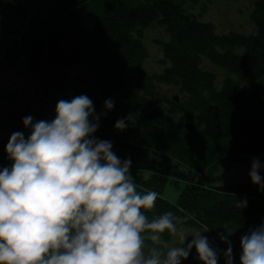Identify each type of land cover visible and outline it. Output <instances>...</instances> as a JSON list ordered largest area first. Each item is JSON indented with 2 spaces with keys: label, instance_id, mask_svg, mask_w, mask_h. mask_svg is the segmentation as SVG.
Masks as SVG:
<instances>
[{
  "label": "trees",
  "instance_id": "trees-1",
  "mask_svg": "<svg viewBox=\"0 0 264 264\" xmlns=\"http://www.w3.org/2000/svg\"><path fill=\"white\" fill-rule=\"evenodd\" d=\"M100 1L0 0V71L21 65L36 100L54 111L59 99L85 94L101 113L112 98L115 107L95 135L112 141L121 159L132 158L138 190L160 194L150 218L171 211L181 218L178 227L207 225L205 234L220 248L219 232L264 223V191L251 179L227 183L222 176L239 162L251 168L253 157L264 164V0H255L257 33L251 35L217 33L186 10L187 0H142L112 10L115 0L96 9ZM154 22L169 35L160 44L170 66L148 74V50L135 32L141 37ZM204 58L237 78L225 79L218 90ZM159 84L179 87L186 102L163 109ZM4 101L16 103L17 96L0 91ZM129 114L127 130H116L117 119ZM9 138L0 135V166L11 163ZM245 198L247 207L238 208ZM161 235L170 244L172 235Z\"/></svg>",
  "mask_w": 264,
  "mask_h": 264
},
{
  "label": "clouds",
  "instance_id": "clouds-1",
  "mask_svg": "<svg viewBox=\"0 0 264 264\" xmlns=\"http://www.w3.org/2000/svg\"><path fill=\"white\" fill-rule=\"evenodd\" d=\"M115 107L104 101L97 113L85 95L59 99L55 116L22 122L5 147L9 166H0V264H183L192 250L200 264H235L230 235L219 232L226 249L201 230L186 235L181 218L169 211L149 217L159 197L137 189L132 158L121 159L110 140L95 134ZM130 114L114 127L125 131ZM264 164L253 157L249 176L264 191ZM247 207V199L237 200ZM184 219H190L186 216ZM168 232L179 240L169 247ZM240 264H264V223L240 237Z\"/></svg>",
  "mask_w": 264,
  "mask_h": 264
},
{
  "label": "rangeland",
  "instance_id": "rangeland-1",
  "mask_svg": "<svg viewBox=\"0 0 264 264\" xmlns=\"http://www.w3.org/2000/svg\"><path fill=\"white\" fill-rule=\"evenodd\" d=\"M138 1L142 0H115L112 2L110 8L112 10L116 5L117 7L126 5L129 7L130 5H136ZM104 2L105 0H101L96 9H100ZM184 7L199 21L212 23L219 34L235 32L251 35L257 33V27L253 20L255 0H187ZM135 35L142 40L148 50V57L143 63L144 70L148 74L163 73L170 66V62H163L165 59L164 48L160 44V42L169 41V35L165 27L154 22L148 28L142 30L141 37L137 32H135ZM10 40L13 41L14 38H10ZM244 51V48L236 50L240 54ZM203 62L206 69L216 74V87L218 90L223 87L225 79L237 78L235 74H230L226 70L212 64L206 58H204ZM261 83L264 84V79ZM261 90L264 97V88L261 87ZM0 91L17 96L16 103H7L5 101L0 103V118L3 122V128L0 131L2 137H10L15 131L25 132V135H27L28 133L26 132L29 129H26L22 122L26 116L31 115L35 120L51 119L55 116V111L51 107L36 100L34 84L21 65L7 71H0ZM157 99L161 102L163 109L171 107L172 102H186V97L182 94L179 87L167 84L158 85ZM250 169L247 162L233 164L229 169L222 170L223 180L227 183L249 181L251 179L249 176ZM261 175L264 176V171H261ZM182 226H184L183 228L189 238H191L194 231L201 230L200 226ZM246 231L237 228L226 232V234L230 235L234 253H237L238 256L240 254V237ZM207 237L210 240L209 236ZM162 238L164 240V237ZM169 243V247L179 246V240L175 236L170 237ZM212 244L216 246L215 243L212 242ZM222 245L223 247L221 248L226 249L227 246L223 243ZM195 257L196 251L193 249L186 261L190 259L199 261Z\"/></svg>",
  "mask_w": 264,
  "mask_h": 264
}]
</instances>
